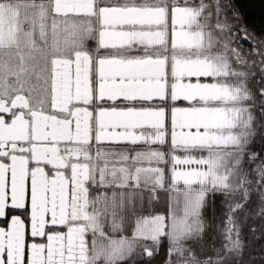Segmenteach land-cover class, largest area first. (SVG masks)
<instances>
[{
    "label": "snow or ice",
    "instance_id": "snow-or-ice-1",
    "mask_svg": "<svg viewBox=\"0 0 264 264\" xmlns=\"http://www.w3.org/2000/svg\"><path fill=\"white\" fill-rule=\"evenodd\" d=\"M8 7L5 0H0V12ZM15 8L17 30L7 41L0 34V264H66V257L68 264H136L133 255L139 257V264H155L162 249L161 264H228L227 247L223 252L194 250L186 243L192 228L183 223L177 225V232L185 238L178 235L173 243L168 239L170 211L154 215L146 211L149 203H158L165 189V195H180L181 190L190 192L194 187L203 191L201 177L210 168L209 159L175 160L169 171L165 157V167L161 169L164 178L158 186L152 184L140 190L139 195L133 194L131 205L125 201L123 208L116 203L112 209L118 218H131L134 231L113 232L108 225L93 222L101 202L92 190L102 189L107 194L110 186L94 184L90 174L86 178L82 169L73 167L90 160L94 152L88 156L74 154L71 146L92 149L94 145L147 144V137L137 138L140 131L160 130L158 121L130 124L120 118L128 106L167 103L169 98L167 94L131 99L114 95L107 85L113 78H121L109 72L110 62L121 59L118 53L127 51L130 58L143 56L148 50L149 57L155 60L151 52L162 49L167 56L175 50L177 33L199 25L202 27L198 35L202 42L207 41L209 51L225 48L242 73L259 64L264 75V33L249 29L234 10L232 0H15ZM20 31L32 33L30 47H21ZM118 33L126 35L118 37ZM37 36L41 38L39 44ZM154 40L158 42L152 43ZM252 99H259L260 119L264 120V86L254 92ZM79 108L85 111H74ZM165 113V136L163 140L153 138L152 146L172 143L171 131L175 129L170 128L167 109ZM255 123L253 120L246 128L243 148L237 153L243 158L236 167L234 187H227L231 176L223 185H210L224 189L217 194V201L221 196L232 198L225 216V237L238 233L241 216L245 223L250 219L264 221V151L247 152L249 137L255 136ZM129 131L134 134L131 138L114 135ZM231 147L240 148V144ZM174 154L183 155L179 149H174ZM200 155L208 154L202 151ZM245 160L250 165L247 170ZM193 169L199 170L188 177L178 175ZM81 183L89 188L90 202L84 203L76 195L77 220L72 210L74 189ZM145 191L150 200L144 196ZM253 201L254 211L250 208ZM105 207H109L107 202ZM14 216L23 222L22 231L20 226L12 225ZM150 220L162 221L158 235H137L141 228L152 227L147 223ZM199 231L202 236L203 229ZM250 231H256L255 224ZM55 233H62L63 238L52 240ZM128 237L144 243L125 245L123 238ZM37 244L44 248L34 249Z\"/></svg>",
    "mask_w": 264,
    "mask_h": 264
},
{
    "label": "rangeland",
    "instance_id": "rangeland-1",
    "mask_svg": "<svg viewBox=\"0 0 264 264\" xmlns=\"http://www.w3.org/2000/svg\"><path fill=\"white\" fill-rule=\"evenodd\" d=\"M5 3L9 4V7L0 12V34H2L3 38L7 41L11 38V34L17 30L18 13L15 8V0H5ZM177 22H179V18H177ZM201 27L202 26L198 25L195 29H190L184 32L188 35L186 39L180 38L179 33H177L178 35H175L173 43V48L175 50L170 51L166 56V94L169 101L172 102H193L195 100L204 102L223 100L225 102H232L239 97L238 89L241 85L231 84V82L227 81L226 77L229 76L228 69L230 66L229 58L224 53H211L208 50L207 41L204 40L202 42L198 35ZM18 39L22 48H28L32 43V33L30 31H20ZM40 39L41 38L39 36L36 37L37 44H39ZM176 45H180V47H176ZM205 75L212 77V79H186L188 77H202ZM173 108L178 107H171L169 109L172 111ZM237 108L239 107L223 105L219 108L201 107L200 109L190 111H175V109H173L171 113L175 118L187 120L188 124L197 125L199 121L206 120L208 123H213L214 129L219 131V129H222L223 127L226 129L229 125H237ZM166 109H168V107L165 105L162 110L150 111L149 118L152 122L154 119H157L160 124V122L165 119ZM167 116H169V110H167ZM160 128H162V126ZM160 133L161 129L159 131L151 129L150 134L153 137H151V140L149 139V145H151L153 138L159 137ZM234 139V136L229 138L226 136L217 137L216 135L214 145L219 146L217 147L219 149L215 148L216 146L210 148L211 154L215 155L214 171L219 172V178L221 179V181H219L220 185L224 184L227 177H229L230 174L232 175L233 171L236 169L235 167L238 166L239 160L235 162V156H233L232 151H227L223 147L231 145ZM117 155L114 154L113 157L119 160ZM121 156H124L122 158H126V160H129L131 163L141 160V164H147L148 167L150 163L154 164L161 159L159 154H153L152 156L150 154L147 156L142 154L140 157L133 155L134 157L129 156V158L125 154ZM134 168L135 167H132L131 171H129L130 174ZM139 169L141 171V178L136 177L134 179L137 182L141 179L142 182V180H145L143 179V173L146 174L148 168L144 171L142 168ZM181 177L187 176L186 174H183ZM157 182V179L154 180V183ZM227 187L231 189L233 188V185L230 186L229 183ZM140 188V190L144 189L142 186H140ZM204 189L205 190L201 195L195 196L189 193L184 195V198H180L179 202L176 204L175 210L173 211V214H176L175 216L179 218L176 219L175 217L174 223H172V227L169 231V235L172 237L173 243L177 242L178 235L181 239H184V234L182 232H177V225L183 223L184 225L192 228V231L186 237V243L188 246L198 252L201 251V248L209 253L212 252L213 249L223 252L224 247L231 249L233 245L232 242H234V237L232 236L233 234L229 237H225L224 235L225 228L227 227L225 216L232 198L228 196H221V198L217 201V194L223 192V187L213 189L209 186ZM140 190L137 187H132L126 194L120 192V196H118L115 191L112 193V203L116 202L121 208H123L125 206V201L130 203L131 200L129 198H132L133 194L139 195ZM146 192L147 191L144 193ZM112 203L110 206V216L109 218L103 217L104 221L101 225L103 226L109 222V226L113 227L111 228V231H115L116 227L114 225L118 224L119 219L116 218L117 216L111 209L114 208L112 205L115 206L116 203ZM181 212L185 213V215L178 216V213ZM119 223H121V221H119ZM201 228L203 229L202 236L199 231ZM137 235L151 237L157 234L154 232L153 227H151L142 228V230L140 229ZM124 239L123 243L125 245L133 242L131 240H126V238ZM113 243H115V240H113Z\"/></svg>",
    "mask_w": 264,
    "mask_h": 264
},
{
    "label": "flooded vegetation",
    "instance_id": "flooded-vegetation-1",
    "mask_svg": "<svg viewBox=\"0 0 264 264\" xmlns=\"http://www.w3.org/2000/svg\"><path fill=\"white\" fill-rule=\"evenodd\" d=\"M163 31V29L161 30ZM155 32V30H154ZM118 37L126 35L124 33L116 34ZM178 35V34H177ZM179 37L186 39L188 37L187 33L180 34ZM178 37V38H179ZM179 38V39H180ZM178 40V39H177ZM158 41H152V43H156ZM120 55V60H115L110 62L111 68L109 72L115 77H121L119 81L115 78L108 83L107 88L112 91L114 95H125L130 99L133 97H164L167 92L166 83H167V69H166V56L163 54V50L151 52L152 56H155L157 59L152 60L149 57L148 50L145 51L143 56H133L128 57L127 51L124 53H118ZM166 103H151V104H140L137 103L135 106H128L126 111L123 112L120 117L125 122L128 123H155L158 120L154 119L153 122L149 118L150 111H159L164 108ZM118 107L124 108V105H119ZM74 111L83 112L85 111L82 108L75 109ZM150 131L149 128H143L138 139L147 137L150 139ZM115 136L123 137V138H131L134 134L129 132H115ZM63 147V146H62ZM135 148L132 150L131 148ZM147 147H149V143L137 144L135 146L126 145L125 149H117L114 148V145H103L99 148H96L94 145L92 149H88L86 147L81 148L79 146H71L72 152L80 153L84 156H88L90 152H94L91 155L90 160H83L77 164H74L73 167L79 168L83 170V174L87 178L90 174L92 177V182L94 184L108 185L110 186L107 189V194L102 189H93L92 195L95 196L97 200L101 203L99 204L100 211L95 214L93 217V222L97 225L102 226V222L104 221L103 217L109 218L110 216V206L113 201L111 199L113 190L115 187L119 186L117 174L118 172H122L123 174L131 171L132 167H137L136 170H140L139 168H143L144 164H141V160H137L136 162L131 163L126 158H121L117 160L114 156L117 152H121L122 154L127 155L129 158L130 154L133 155H142L145 151H147ZM62 174V173H59ZM112 191V192H111ZM99 192L97 196L96 193ZM111 192V193H110ZM82 199L84 203L90 202L89 188L85 187L84 184H79L74 189V199H73V218L79 220L80 216L77 213L75 208V197L76 195ZM105 202L109 204V207H105ZM85 216H92L91 213H84ZM22 221L19 216H14L12 219V225L20 226L22 231ZM80 227H83L81 224ZM62 233H55L51 239H62ZM34 249H43L44 245L37 244L33 246ZM66 264H68L67 257L65 258Z\"/></svg>",
    "mask_w": 264,
    "mask_h": 264
},
{
    "label": "trees",
    "instance_id": "trees-1",
    "mask_svg": "<svg viewBox=\"0 0 264 264\" xmlns=\"http://www.w3.org/2000/svg\"><path fill=\"white\" fill-rule=\"evenodd\" d=\"M234 10L237 11L241 17L243 18L245 24L249 27V29H254L257 33H264V0H232ZM244 51H247V44L243 45ZM211 53H224L228 56L230 66L228 69L229 76L226 77L228 82H231V84H239L241 85L239 90V97L232 101V102H225L223 100H216V101H198L195 100L193 102H187L184 103V101L179 103H173L172 101H168L165 105L168 107L167 110L171 107H179V108H192V109H198L201 107H209V108H219L223 105H229V106H236L237 108V120L236 124L230 125L228 129H225V134L229 133V138L234 136L235 139L232 142L231 145L223 146L224 149L227 151H232L233 156H235V162L242 159V154L238 155L237 153L240 152V150L243 148V140L245 136V130L247 127L252 125V121L255 120V136L254 138L249 137L250 143L247 147V152H261L264 151V120L260 119V101L259 99H252V95L254 92L259 89L261 86H264V75H262L260 70V65L258 64L255 68L249 67L247 69V73H242L240 70V65L237 61L230 59L229 54L226 52L225 48H217L215 51H210ZM235 65V67H234ZM231 71V72H230ZM234 71V72H233ZM236 71V72H235ZM237 74V75H235ZM243 77V78H241ZM247 81V84L245 83ZM251 89V91L249 90ZM169 118V116H168ZM235 122V123H236ZM236 125V126H235ZM238 135V136H237ZM240 144V148H234L231 147L232 145ZM216 146V145H214ZM219 146H216L217 148ZM114 148L117 149H125L126 145H114ZM134 150L135 148H131ZM147 149L152 150H163V147L159 146H151L147 147ZM219 149V148H217ZM202 150L199 147H192L189 150L186 151H199ZM187 153V152H184ZM237 167V166H236ZM235 167V168H236ZM250 167L247 160L244 162V168L247 170ZM254 171V170H253ZM230 176L232 177V180L230 182V186L235 185V177H236V169L233 171V174ZM124 186L120 187L117 186L113 190V192L117 191L116 194L120 196V192H123L124 194L128 193L129 191H126L128 187L123 188ZM119 188V189H118ZM132 188V187H130ZM125 191V192H124ZM201 191L199 187H194L190 190V192H198ZM112 192V191H111ZM110 192V193H111ZM117 196V197H118ZM145 197H148L149 200L151 199L148 192L144 193ZM131 200L129 205L132 203L131 197L129 198ZM159 202V201H158ZM161 202V200H160ZM116 203V202H114ZM112 203V204H114ZM255 201H253L250 208L254 211L255 209ZM112 207H115L112 205ZM113 209V208H111ZM146 211L149 213V215H154L156 213L163 214L166 211H169L167 204L164 205L163 203H156L151 204L146 208ZM121 221L117 225H114L116 227V230L119 229L122 232L128 231L133 232V220L131 218H128L127 220H124L123 217H116ZM116 222V221H114ZM253 224L256 225V231H250ZM106 225L109 226V222L106 223ZM111 225V224H110ZM239 231L238 233H233V239L234 242H232V247L229 249V260L228 264H264V221H254V220H248L247 223L244 222L243 217L241 216L239 218ZM112 226V225H111ZM111 228L109 226V230L111 231ZM115 230V231H116ZM113 231V232H115ZM168 239L172 242V237L168 234ZM113 240H115L113 238ZM123 240H125L123 238ZM126 240H131L130 237L126 238ZM132 243L143 245V241H133ZM158 243V241H157ZM238 244V246H236ZM164 257V250H161L160 253V259L155 262V264H161V261ZM132 260L136 262V264H139V257L137 255L132 256Z\"/></svg>",
    "mask_w": 264,
    "mask_h": 264
},
{
    "label": "crops",
    "instance_id": "crops-1",
    "mask_svg": "<svg viewBox=\"0 0 264 264\" xmlns=\"http://www.w3.org/2000/svg\"><path fill=\"white\" fill-rule=\"evenodd\" d=\"M173 109H175V111L196 110V109H192V108H179V107L173 108ZM173 109H172V111H173ZM198 109H200V108H198ZM172 111H171V109H169V118H168L170 120V128L175 129L174 131H171V137H172L171 145H164L163 150L147 149V151H145L143 153V155H146V156L149 154L151 156L153 154H159L161 156V159L158 162H156L154 164L150 163L149 167L147 164L144 165V167L142 168L143 171L148 168L147 173L146 174L143 173V175H144L143 179H145V180H142V182H141V179L139 182L135 181L134 178H136V177L141 178V171L136 170V168H134V170L132 171L131 174L130 173L129 174L128 173L123 174L120 171L118 172V174H117L118 184H120L119 185L120 187L124 186L123 188L128 187V189L126 191H129L130 187H133V188L137 187V185H139V187H137L139 190L141 189L140 186H142L144 189L150 188L152 186V184H157V186H158L159 181L164 178L162 175L161 169L165 167V165H164L165 157H167L169 160V164L167 165L169 171H172L171 164L173 162H175V160L198 161V160L209 159L210 168L201 177L202 183L204 184V188L209 187L213 183L220 185L219 181H221V179L219 178L220 177L219 172L214 171V168H215L214 167V165H215L214 156L215 155L211 154L210 148L214 146L216 135H217V137H220V136L221 137L222 136L229 137V133L225 134L226 131H225L224 127L222 129H219V131H216L214 129L213 123L212 124L208 123V121H206V120L199 121L197 123V125H199V126L193 125V124H188L187 120H185V119L181 120V119H178V118H175L174 116H172V113H171ZM164 121H165V119H164ZM164 121L160 122V125L162 126V128H160L161 133H160L159 137H157L160 140H163V138L165 136V131L163 128ZM228 127H226V129H228ZM151 137H153V136H150V140H151ZM151 146H152V143H151ZM196 146L201 148L202 150H200V152L199 151L198 152L197 151H191V152L186 151V150H189L190 148L196 147ZM159 147H161V146H159ZM174 149H179L180 152L183 153V155L176 156L174 154ZM202 151L207 152V154H208L207 157L200 155V153ZM184 152H187V153H184ZM120 153L121 152L116 153V155L118 154L117 155L118 159H121L122 157H124V156H121L124 154H120ZM129 156L134 157L133 154H130ZM197 170H199V169H193L192 171H187V172L182 171V172L178 173V175L182 176L183 174H186V176L188 177V176L192 175V172L197 171ZM156 179L158 180V182L154 183V180H156ZM172 187H174V185ZM204 190L205 189H203V191ZM167 191H168V189H165V191L160 193L158 203H163L164 205L167 204L168 209L171 213V220H170L171 224L174 223L176 214H173V211L175 210L176 204L179 202L180 198H184V195L189 194V193L193 194L195 196L201 195L203 193V191L185 192V191L181 190L180 195L172 194V193L165 195V192H167ZM160 200H161V202H160ZM177 218H179V217H176V219ZM139 223L143 225V224H145V221L140 220ZM147 223H150L152 225L153 230L157 235H158L159 231L162 230V221H160V220H150V221H147ZM141 230H142V228H141Z\"/></svg>",
    "mask_w": 264,
    "mask_h": 264
}]
</instances>
